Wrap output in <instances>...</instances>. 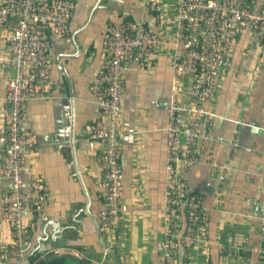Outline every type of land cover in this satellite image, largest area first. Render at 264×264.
Instances as JSON below:
<instances>
[{
	"label": "crops",
	"instance_id": "1",
	"mask_svg": "<svg viewBox=\"0 0 264 264\" xmlns=\"http://www.w3.org/2000/svg\"><path fill=\"white\" fill-rule=\"evenodd\" d=\"M156 1L161 18L152 0H74L69 35L51 41V97L29 102L26 109L35 144L23 170V189L34 181L45 184V209L33 230L26 233L23 258L12 250L14 232L3 226L0 264H29L27 256L51 252L87 259L91 264L261 263L258 250L264 246L258 217L264 184V41L249 23L232 33L226 49L228 67L215 96L206 103L213 114L207 146L215 158L225 162L229 144L239 140L225 194L215 197L216 179L207 166L182 170L190 190L203 196L208 227L196 236L198 242L188 259L180 241L173 257L164 255L170 107L175 99L189 105L194 74L188 72L180 92H174L171 54L179 0ZM263 1L257 0V7ZM124 20L142 23L164 44L151 55L145 70L131 64L124 74L119 116L123 136L121 223L117 230L105 233L95 223L104 202L103 169L95 157L104 148L83 131L102 117L93 88L99 85L104 34L110 25ZM13 24L10 19L0 28V149L4 147L10 70L6 37ZM71 124L75 127L72 141L65 131ZM203 145L200 141L197 151ZM7 191L8 185L0 183V204ZM184 216L182 212L179 235L184 232ZM29 219L25 214V221ZM2 247L12 250L6 259L1 256Z\"/></svg>",
	"mask_w": 264,
	"mask_h": 264
},
{
	"label": "built area",
	"instance_id": "2",
	"mask_svg": "<svg viewBox=\"0 0 264 264\" xmlns=\"http://www.w3.org/2000/svg\"><path fill=\"white\" fill-rule=\"evenodd\" d=\"M153 8L161 18V7L156 0ZM74 0H2L0 28L14 19L12 32L6 37L10 70L7 72V93L4 124V147L0 149V183L8 185L0 204V240L3 226L14 232L15 255L23 258L28 246L26 233L32 231L35 221L43 215L48 189L34 181L23 189V170L30 148L35 144L26 122L29 102L51 97L50 78L51 41L69 35V17ZM251 24L264 41V1L257 0H179L175 23L174 49L171 54L173 90L180 92V83L188 72L194 74L188 106L175 99L170 107L168 125V160L166 165L165 231L163 252L166 257L176 253L178 241L188 259L197 244L196 236L204 234L208 218L204 212L203 196L191 191L182 176L197 164L207 166L216 179L214 195L225 194L231 173V158L239 148V140L229 144L225 162H219L207 144L213 114L206 103L216 92L223 72L228 67L226 49L233 32ZM105 51L98 84L94 89L101 119L84 127L88 139L103 145L95 157L103 169V209L95 215V223L105 233L115 231L121 223L120 203L123 195L121 166L122 133L119 116L122 110L124 74L131 64L145 70L151 55L163 44L162 38L142 23L124 20L110 25L103 37ZM264 54V49H263ZM187 115V116H185ZM184 139V142L182 141ZM200 141L204 142L197 151ZM184 213V232L179 235ZM25 214L30 216L25 221ZM260 235L264 246V184L263 204L259 214ZM1 248L3 259L11 251ZM264 264V247L258 250ZM186 264V263H185Z\"/></svg>",
	"mask_w": 264,
	"mask_h": 264
},
{
	"label": "trees",
	"instance_id": "3",
	"mask_svg": "<svg viewBox=\"0 0 264 264\" xmlns=\"http://www.w3.org/2000/svg\"><path fill=\"white\" fill-rule=\"evenodd\" d=\"M28 262L29 264H91L87 259H79L71 255H60L54 252L45 255L32 254Z\"/></svg>",
	"mask_w": 264,
	"mask_h": 264
},
{
	"label": "water",
	"instance_id": "4",
	"mask_svg": "<svg viewBox=\"0 0 264 264\" xmlns=\"http://www.w3.org/2000/svg\"><path fill=\"white\" fill-rule=\"evenodd\" d=\"M71 125H72L71 128H68V126H66V130H65L66 132H68V137H69L70 141H72L74 139L73 137H71V135H72V133L74 135V128H75L73 124H71ZM30 256L31 255L27 256L25 260L27 261Z\"/></svg>",
	"mask_w": 264,
	"mask_h": 264
}]
</instances>
